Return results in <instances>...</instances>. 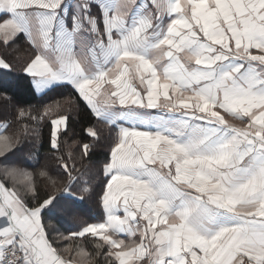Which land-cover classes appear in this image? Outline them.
<instances>
[{
  "label": "snow or ice",
  "instance_id": "1",
  "mask_svg": "<svg viewBox=\"0 0 264 264\" xmlns=\"http://www.w3.org/2000/svg\"><path fill=\"white\" fill-rule=\"evenodd\" d=\"M0 74L69 90L0 123V264H264V0H0Z\"/></svg>",
  "mask_w": 264,
  "mask_h": 264
},
{
  "label": "trees",
  "instance_id": "2",
  "mask_svg": "<svg viewBox=\"0 0 264 264\" xmlns=\"http://www.w3.org/2000/svg\"><path fill=\"white\" fill-rule=\"evenodd\" d=\"M7 91V99L3 97V90ZM68 89H61L59 91L50 92L47 96L41 97L34 95L27 86V83L23 80L17 79L15 76H7L0 74V121L12 120L15 114V109L19 107H41L42 104L50 103L56 99L60 98L61 93L66 94ZM87 110L81 108L79 113L73 114V120L71 121L72 132L75 134L76 138H79L82 133V128L88 122ZM49 133V127L45 125L43 127V137L45 142L47 141ZM107 151V145L103 144L98 147L93 160L102 161L104 154ZM47 155V144L45 143L44 149L41 150V163L44 162L43 158ZM34 163V161H33ZM95 171V169H94ZM102 177L98 178L102 180ZM98 181L97 191L100 190ZM83 211L79 215L86 221L95 222L101 218V209L98 205L97 199L93 197L92 199H87L84 201Z\"/></svg>",
  "mask_w": 264,
  "mask_h": 264
},
{
  "label": "crops",
  "instance_id": "3",
  "mask_svg": "<svg viewBox=\"0 0 264 264\" xmlns=\"http://www.w3.org/2000/svg\"><path fill=\"white\" fill-rule=\"evenodd\" d=\"M0 123H2V122L0 121Z\"/></svg>",
  "mask_w": 264,
  "mask_h": 264
}]
</instances>
